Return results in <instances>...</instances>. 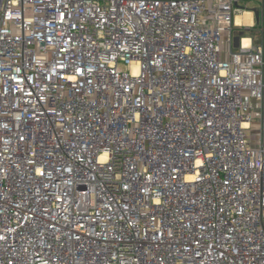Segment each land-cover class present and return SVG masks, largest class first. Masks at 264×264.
<instances>
[{
  "label": "built area",
  "instance_id": "obj_1",
  "mask_svg": "<svg viewBox=\"0 0 264 264\" xmlns=\"http://www.w3.org/2000/svg\"><path fill=\"white\" fill-rule=\"evenodd\" d=\"M246 1L0 0V264H264Z\"/></svg>",
  "mask_w": 264,
  "mask_h": 264
},
{
  "label": "rangeland",
  "instance_id": "obj_2",
  "mask_svg": "<svg viewBox=\"0 0 264 264\" xmlns=\"http://www.w3.org/2000/svg\"><path fill=\"white\" fill-rule=\"evenodd\" d=\"M240 8L244 9H257L260 10V13H262L264 9V0H248L246 2H242L240 5H238ZM262 16H260L261 18ZM235 24H236V17L234 18ZM262 21V18H261ZM258 27L250 30H246L245 28H233V34L234 35H241V37H250V36H256L257 38H260V32L262 30V22L257 24Z\"/></svg>",
  "mask_w": 264,
  "mask_h": 264
},
{
  "label": "crops",
  "instance_id": "obj_3",
  "mask_svg": "<svg viewBox=\"0 0 264 264\" xmlns=\"http://www.w3.org/2000/svg\"><path fill=\"white\" fill-rule=\"evenodd\" d=\"M247 15H251V16H247ZM238 18H240L239 23L237 20ZM236 24L244 26L248 30L256 28L258 23L256 22L253 9H244V12H242L241 14H238L236 16Z\"/></svg>",
  "mask_w": 264,
  "mask_h": 264
},
{
  "label": "water",
  "instance_id": "obj_4",
  "mask_svg": "<svg viewBox=\"0 0 264 264\" xmlns=\"http://www.w3.org/2000/svg\"><path fill=\"white\" fill-rule=\"evenodd\" d=\"M253 12H254V15H255V19H256V22L259 23L260 21V16H261V13H260V10H257V9H253ZM243 34V33H242ZM241 34V35H242ZM236 36L234 38V47L235 48H238L239 47V41H240V36Z\"/></svg>",
  "mask_w": 264,
  "mask_h": 264
},
{
  "label": "bare ground",
  "instance_id": "obj_5",
  "mask_svg": "<svg viewBox=\"0 0 264 264\" xmlns=\"http://www.w3.org/2000/svg\"><path fill=\"white\" fill-rule=\"evenodd\" d=\"M247 16H251V15H247ZM238 23L240 22V18L237 19ZM249 42V40H245L244 43L247 44Z\"/></svg>",
  "mask_w": 264,
  "mask_h": 264
}]
</instances>
